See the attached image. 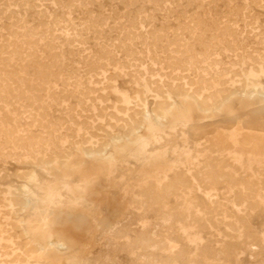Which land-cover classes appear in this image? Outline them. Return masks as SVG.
Returning <instances> with one entry per match:
<instances>
[{
	"label": "rangeland",
	"instance_id": "1",
	"mask_svg": "<svg viewBox=\"0 0 264 264\" xmlns=\"http://www.w3.org/2000/svg\"><path fill=\"white\" fill-rule=\"evenodd\" d=\"M263 48L264 0H0L1 231L62 264L51 238L86 248L102 220L168 213L184 220L157 264H264Z\"/></svg>",
	"mask_w": 264,
	"mask_h": 264
},
{
	"label": "bare ground",
	"instance_id": "2",
	"mask_svg": "<svg viewBox=\"0 0 264 264\" xmlns=\"http://www.w3.org/2000/svg\"><path fill=\"white\" fill-rule=\"evenodd\" d=\"M83 4V3H82ZM79 8V7H78ZM136 19V18H135ZM150 19V18H149ZM144 22V21H143ZM220 22V21H219ZM221 23V22H220ZM245 23V22H244ZM91 24V23H90ZM134 26V25H133ZM203 26V25H202ZM254 26V25H253ZM134 28V27H133ZM178 29V28H177ZM263 29V28H262ZM217 30V29H216ZM223 30V29H222ZM225 30V28H224ZM226 31V30H225ZM231 33V32H230ZM230 35V34H229ZM234 35V34H233ZM236 37V36H234ZM141 38V37H140ZM151 39V38H150ZM158 42V41H157ZM221 43V42H220ZM141 44V43H140ZM174 44V42H173ZM194 44V43H193ZM192 44V45H193ZM148 45V44H147ZM170 47V46H169ZM208 48V47H207ZM231 48V47H230ZM168 49V48H167ZM214 49V48H213ZM264 49V48H263ZM179 51V50H178ZM250 56V54H249ZM248 56V57H249ZM169 57V56H168ZM264 58L263 56L261 57V59ZM103 59V58H102ZM173 59V58H172ZM254 61V60H253ZM214 62V61H213ZM212 62V63H213ZM219 62V61H218ZM221 62V61H220ZM219 62V63H220ZM255 62H256V59H255ZM215 63V62H214ZM222 63V62H221ZM231 64L234 63V62H230ZM260 64V63H259ZM223 65V64H222ZM240 65V64H239ZM134 66V65H133ZM168 66V65H167ZM169 68V66L167 67ZM175 69V68H174ZM188 69V68H187ZM255 69V68H254ZM224 71V70H223ZM257 71V69H256ZM173 72V71H172ZM171 72V73H172ZM138 73V72H137ZM88 74V72H87ZM171 75V74H170ZM233 75V74H232ZM163 78V77H162ZM148 80V78H147ZM191 81V80H190ZM200 81V80H199ZM202 81V79H201ZM249 81V80H248ZM55 82V81H54ZM208 82V81H207ZM157 83V82H156ZM200 83H203V82H200ZM209 83V82H208ZM210 84V83H209ZM171 87V86H170ZM182 87V86H181ZM203 87V86H202ZM177 88V87H176ZM201 89V88H200ZM176 91L178 89H175ZM174 90V91H175ZM183 90V89H182ZM211 90V89H210ZM225 90V89H224ZM186 91V90H185ZM223 91V90H221ZM227 91V90H226ZM233 91V90H232ZM184 92V91H183ZM199 92V91H198ZM234 92V91H233ZM235 93V92H234ZM246 93V91H245ZM232 94V92H231ZM229 96V95H228ZM223 97V96H222ZM230 97V96H229ZM121 98V96H120ZM123 98V97H122ZM132 99H134L132 97ZM166 99V98H165ZM206 100V98L204 99ZM215 100V99H214ZM146 101V100H145ZM165 103V102H164ZM204 104V103H203ZM161 105V104H160ZM207 105V104H206ZM164 106V105H163ZM139 110L138 112H142V114L144 113H147V107H146V103H141L139 105ZM166 107V106H164ZM205 107V106H204ZM159 108V107H158ZM158 110V109H157ZM206 110V109H205ZM120 111V110H119ZM209 111V110H208ZM157 112V111H156ZM136 114V113H134ZM161 114V113H160ZM133 120V119H132ZM135 123V122H134ZM140 125L142 123H139ZM130 127V126H129ZM132 128V127H131ZM130 131H132L130 129ZM106 132V131H104ZM131 133V132H130ZM254 133V132H252ZM240 135V134H239ZM127 136V135H126ZM173 136V135H172ZM180 137V136H179ZM114 138V136H113ZM209 138V137H208ZM177 139V138H176ZM254 139V138H253ZM174 141H176L175 139H173ZM227 140V139H226ZM246 141V139H244ZM251 140V139H250ZM250 140H247L246 143ZM223 141V140H222ZM257 141V140H256ZM168 143L170 141H167ZM173 143V142H171ZM170 143V144H171ZM207 143V142H206ZM218 143V142H217ZM223 143V142H221ZM245 143V144H246ZM254 143V142H253ZM258 143V142H257ZM166 144V142H165ZM250 144V142H249ZM173 145V144H172ZM184 145V144H182ZM211 145V143H210ZM222 145V144H220ZM219 145V146H220ZM231 145V147L233 146L232 144H229ZM247 145V144H246ZM245 145V146H246ZM204 146V145H203ZM227 146V145H226ZM253 147V145H251ZM250 146V147H251ZM260 146V145H259ZM264 146V145H263ZM262 146V147H263ZM172 147V146H171ZM234 147V146H233ZM243 147V146H242ZM240 148L241 152L243 150V148ZM210 148V147H208ZM227 148V147H226ZM239 148V147H238ZM264 148V147H263ZM206 149V148H205ZM205 149H201V151L205 150ZM233 149V148H232ZM247 149V148H246ZM249 149V148H248ZM257 149V148H256ZM261 149V148H260ZM259 149V150H260ZM218 150V149H217ZM222 150V149H221ZM258 150V151H259ZM219 151V150H218ZM245 151V150H244ZM251 151V149H250ZM247 150V152H250ZM253 152V151H252ZM197 153V151H196ZM201 153V152H200ZM198 154V153H197ZM252 154V153H250ZM256 155V154H255ZM258 155V154H257ZM260 155V154H259ZM262 157V156H261ZM264 157V156H263ZM216 158V157H215ZM246 159V158H245ZM41 160V159H39ZM253 160V159H252ZM215 161V160H213ZM212 161V162H213ZM218 161V159H217ZM203 162V160L201 161ZM211 162V163H212ZM220 162V161H219ZM185 163V161H184ZM183 163V164H184ZM207 163V162H205ZM45 164V163H44ZM210 165V164H209ZM215 165H217L215 163ZM218 166V165H217ZM221 166V165H220ZM225 166V164H224ZM224 166H223V169H224ZM228 166V165H226ZM230 166V165H229ZM211 167V165H210ZM209 167V168H210ZM215 167V166H214ZM213 167V168H214ZM208 168V167H206ZM205 168V169H206ZM216 168V167H215ZM214 168V170H215ZM238 168V167H237ZM256 168V167H255ZM211 169V168H210ZM194 170V169H193ZM204 170V169H202ZM222 170V169H220ZM254 170V169H253ZM213 171V170H212ZM217 171V170H216ZM242 171V170H241ZM201 172V171H200ZM222 172V171H221ZM240 172V171H239ZM202 173V172H201ZM201 173H198V174H201ZM218 173V171H217ZM215 173V174H217ZM197 174V173H196ZM194 174V175H196ZM211 174V173H209ZM254 174V173H253ZM223 174L221 173V176ZM227 175V174H226ZM240 175V174H239ZM247 175V174H246ZM28 176V175H27ZM192 176V175H191ZM198 176V175H197ZM201 176V175H200ZM210 176V175H209ZM217 176V175H216ZM219 176V178L221 177ZM224 176V175H223ZM229 176V175H228ZM232 176V175H231ZM235 175H233L234 177ZM255 176V175H253ZM263 176V175H262ZM183 177V176H182ZM194 177V176H193ZM196 177V176H195ZM194 177V178H195ZM230 177V176H229ZM232 177V178H233ZM241 177V176H239ZM237 177V178H239ZM248 177V176H247ZM252 177V176H251ZM199 178V176L197 177ZM195 178V179H197ZM224 178V177H223ZM232 178H230L232 180ZM244 178V177H243ZM249 178V177H248ZM184 179V178H183ZM182 179V180H183ZM202 179V178H201ZM222 179V177H221ZM226 179V176L225 178ZM227 179L229 180V178L227 177ZM226 179V181H227ZM242 179V178H241ZM250 179V178H249ZM253 179V178H252ZM188 180V179H187ZM198 180V179H197ZM206 180V179H205ZM204 180V182H205ZM209 180V179H208ZM207 180V181H208ZM211 180V184H212V179ZM217 180V178H216ZM223 180V179H222ZM221 180V181H222ZM235 180H237L235 178ZM243 180V179H242ZM254 180V179H253ZM202 181V180H201ZM206 181V182H207ZM215 181V179H214ZM218 181V180H217ZM224 181V180H223ZM222 181V182H223ZM225 181V182H226ZM246 182V180H244ZM255 181V180H254ZM179 182V181H177ZM186 182V181H185ZM195 182V181H194ZM221 182V183H222ZM235 184L236 182L233 181ZM232 182V183H233ZM242 182V181H241ZM253 181H251L252 183ZM202 183V182H201ZM217 183V182H216ZM239 183V182H238ZM244 183V182H242ZM249 183V182H247ZM180 184V183H179ZM187 184V183H186ZM185 184V185H186ZM228 184V183H227ZM252 184H255V183H252ZM183 185V184H182ZM189 185V184H188ZM188 185L186 186L188 188ZM200 185V184H199ZM202 185V184H201ZM207 185V184H206ZM232 185V184H231ZM242 184H240L241 186ZM250 185V184H249ZM177 186V185H176ZM184 186V185H183ZM198 186V185H196ZM239 186V184H238ZM243 186V185H242ZM256 186V185H255ZM168 187V186H167ZM170 187V185H169ZM178 187V186H177ZM185 187V186H184ZM185 187V188H186ZM200 187V186H199ZM216 187V186H215ZM237 187V186H236ZM245 187V186H244ZM248 187V186H247ZM246 187V189H247ZM254 188V185L252 186ZM173 188H174V185H173ZM172 188V189H173ZM176 188V187H175ZM183 188V187H181ZM180 187L178 189H181ZM228 188V187H227ZM251 188V187H250ZM264 188V187H263ZM171 189V188H170ZM177 189V188H176ZM199 189V188H197ZM201 189V188H200ZM206 190V188H204ZM262 189V188H261ZM260 189V190H261ZM167 190V189H166ZM218 190V188H217ZM252 190V189H251ZM249 189V193L252 192V195L253 196V191H251ZM197 191V190H196ZM207 191V190H206ZM205 191V192H206ZM248 191V190H247ZM24 192V189L21 188L19 191H16L14 192V195H11V196H4L3 200L6 201L7 203H10L11 205H16V204H19L20 201L18 199V195H21V193ZM208 192V191H207ZM206 192V193H207ZM243 192V190H242ZM241 192V194H242ZM246 192V191H245ZM165 193V192H163ZM168 193H169V190H168ZM236 194V193H235ZM238 195V194H237ZM243 195V194H242ZM241 195V196H242ZM246 195V194H245ZM78 196H80L82 199L84 200H88L86 198V194L85 193H78ZM247 196V195H246ZM214 197V196H213ZM249 197V196H247ZM243 198V196H242ZM252 198V197H251ZM155 199V198H154ZM247 199V198H246ZM245 199V200H246ZM249 199V198H248ZM159 200V198L157 199ZM23 201V200H22ZM250 201V200H249ZM253 203V202H252ZM196 206V205H195ZM249 208V207H248ZM203 210V209H202ZM254 210V209H253ZM69 215V211H67L65 213L64 216L66 217H70ZM213 215V214H212ZM72 217V216H71ZM243 217V216H242ZM248 217V216H247ZM58 219H62L61 217H59ZM177 219H180V221H183L184 218L183 217H179V215H172V214H166L163 216V218L161 219L160 223L154 227V228H151V229H144V225L143 224H140L138 226H136L135 224L134 225H130L132 223H130L128 226V228L126 227H123L121 228V226L119 224L115 225V226H110L108 224H106L103 220L100 222V224L102 225V237L99 241L95 242L94 239H91V242H90V245L86 248L82 247V246H79L77 245V242L75 241V243L73 245H70L69 248L67 247L66 248V245H65V242H53L52 241V238H51V241H50V244L52 245H56V248H58L61 253H64L67 255L68 252H71L74 253V254H68L67 257H65L63 260V263L62 264H117L118 262V253L123 250V248L126 250H132V251H135V250H144V252L146 253L145 255H142V254H137L133 260V264H157V263H161L162 262V258L161 256L165 253L168 252V248H169V242L170 240L172 241V239H168L167 237L163 236L162 235V228L163 227H166L167 228H173L176 232H178L180 229L179 227L177 226L176 224V220ZM231 219V218H230ZM239 221V220H238ZM129 222V221H128ZM119 223V222H117ZM182 223V222H181ZM245 223V222H244ZM249 223V222H248ZM49 222H47V226H48ZM139 224V223H138ZM4 225V224H3ZM99 225V224H98ZM187 225V224H186ZM244 225V224H243ZM39 226V225H38ZM37 226V227H38ZM130 226V227H129ZM241 226V225H240ZM203 227V226H202ZM14 228V225L12 223H8V231L7 232H3L1 231L0 229V264H32L31 261L35 259V257L37 255H41L39 253H42L43 251H45V248H36V247H32V246H26V248H24V250H20L18 249L17 247V241H15L11 235V231L13 230ZM44 226L38 228L40 229L41 231L43 230ZM138 228L141 230V233L139 234L138 238L135 239L134 241H131V234H134L136 232H138ZM5 229V228H4ZM122 229V230H121ZM235 229V228H234ZM7 230V229H6ZM234 232V231H233ZM91 238V237H90ZM177 238H173V240H176ZM250 239V238H249ZM252 245V244H251ZM35 246V245H34ZM240 246V245H239ZM94 247H97V248H101L100 250V253L95 256L92 252V249L91 248H94ZM227 250V248H226ZM221 254V253H220ZM184 255V254H183ZM218 255V254H217ZM211 256V255H210ZM219 256V255H218ZM143 258L144 260L143 261H137V258ZM225 258V257H224ZM61 259V257H60ZM219 259V258H218ZM217 259V260H218ZM164 260V259H163ZM218 262V261H217ZM170 264V263H168Z\"/></svg>",
	"mask_w": 264,
	"mask_h": 264
}]
</instances>
